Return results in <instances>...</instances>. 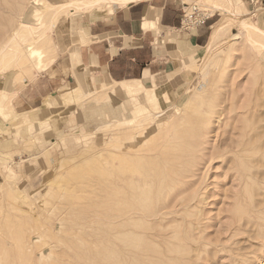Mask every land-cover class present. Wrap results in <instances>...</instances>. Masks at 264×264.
<instances>
[{"label":"rangeland","instance_id":"1","mask_svg":"<svg viewBox=\"0 0 264 264\" xmlns=\"http://www.w3.org/2000/svg\"><path fill=\"white\" fill-rule=\"evenodd\" d=\"M46 1L47 5L61 6L69 0H0V51L7 46L9 35L30 6L46 8ZM184 2V9L198 2L201 10L212 15L215 25L211 45L202 51L190 69L189 81L171 101H166L162 93L157 95L154 90H139L129 94L125 105L115 102L112 88L106 85L100 68L80 67L70 62L67 43H71L70 39L77 41V38L75 31L68 30V26L86 10L83 8L60 13L51 26L49 17L44 16L49 28L41 48L49 50L52 44L58 48L56 57L59 61L52 69L43 74L35 73L34 68H30L31 60L19 62L13 52L5 55L0 74V264H113L121 256L129 258L125 261L120 258L122 260L116 261L118 264H129L130 260L134 262L136 259L140 264H155L158 258L159 264H264V58L262 51L246 41L247 32L242 28V22L248 21L264 30V0H235L232 13L223 6V0H218L222 3L221 9H215L217 6L212 0L208 3L214 9L200 0ZM215 33H218L216 40ZM79 45L72 43L70 47L74 49ZM35 58L37 63L42 62L37 54ZM23 63L25 65L21 66ZM21 67L27 69L22 71ZM103 85L108 89L105 87L107 92L101 95L99 91ZM146 92L155 96L150 103ZM12 95L13 106H10L6 99ZM118 97L125 99L123 94ZM126 120L136 127L151 128L154 125V128L145 137L140 134L145 138L142 144L129 146L124 134L118 132L126 128ZM169 121L175 124H169ZM116 132L118 134L114 135ZM154 134L161 141L158 142ZM162 135L163 140L166 136L165 142ZM156 142L164 146L161 144L158 148ZM168 144L174 146L172 152H177L172 161L169 159L174 153L167 152ZM126 147L134 153L139 149L136 153L141 156L145 152L143 155L148 158H139L142 168L138 159L131 161L133 170L139 167L150 177V180L147 178L149 182L146 179L142 185L144 189L140 188L146 193L138 195L139 199L145 195L139 201H144L145 209L155 212L169 201L176 200L177 213L173 207L171 210L176 215L166 216L168 221L165 220L160 227L165 229L162 232L166 237L164 241L159 239L158 244L151 238L146 242V236L139 243L141 240L135 233L125 237L114 228L120 231L118 225H111L112 219L108 221L113 211L107 209L108 204H111L110 208L118 206L110 203L106 195L111 165L116 167L119 163L118 159H111L110 150L114 149L117 155L125 154ZM149 150L155 151L157 156H152ZM122 153L118 158L123 156ZM150 162L157 165L151 167L153 172H156L155 168L159 170L155 176L146 168ZM175 166L181 167L180 171L178 168L174 171ZM166 170L171 176L163 175ZM115 172L116 178L119 172ZM166 177L177 181L175 186L185 192L179 190L178 197L175 195L177 188L173 192L167 189L174 182ZM177 183H182L183 187ZM146 186L151 188L145 190ZM158 190L164 192L163 196ZM167 196L169 200H165ZM101 197L107 200L102 201ZM160 197L165 198L161 201ZM105 210H109L107 215ZM139 218L135 216L133 221L138 222ZM151 219L148 225L155 222L154 218ZM115 220L113 223L117 222ZM107 223L109 226L105 225ZM131 225L133 227H129L135 228L136 233L139 231L138 234L149 232ZM110 228L115 230L111 229V233ZM20 235L26 238L25 241ZM125 238L131 239L127 241ZM125 241L133 244H130L133 250ZM121 243H126L124 250ZM139 246L151 249L147 250L148 257L156 253L157 256L150 263H142L141 257L136 258L137 249L141 251ZM108 248L112 249L108 251ZM120 249L124 252H119ZM132 251L134 255H131Z\"/></svg>","mask_w":264,"mask_h":264},{"label":"crops","instance_id":"2","mask_svg":"<svg viewBox=\"0 0 264 264\" xmlns=\"http://www.w3.org/2000/svg\"><path fill=\"white\" fill-rule=\"evenodd\" d=\"M184 4V0H133L127 5L113 2L105 3L102 9L84 10L68 26L77 38H69L71 43H67L70 62L100 68L106 85L114 86L111 93L115 102L125 105L129 94L139 90H154L171 101L189 81L190 69L202 51L211 45L215 25L210 15L200 26L185 28ZM244 7L248 11L246 3ZM72 43L80 45L72 49ZM57 57L43 73L56 66ZM132 81H140L142 87L125 90L123 83Z\"/></svg>","mask_w":264,"mask_h":264},{"label":"bare ground","instance_id":"3","mask_svg":"<svg viewBox=\"0 0 264 264\" xmlns=\"http://www.w3.org/2000/svg\"><path fill=\"white\" fill-rule=\"evenodd\" d=\"M40 1V0H39ZM131 1H133V0H69V1H67V2H65V3H63L61 6H58V4L57 5H47V1H46V8H42V7H40L39 5H31L30 6V8H29V10H27L25 13H24V18L21 20H19V23L16 25L17 26V28H15L14 29V31H13V33H11L10 35H9V37H8V40H7V46H5V47H3V49L0 51V74H1V71H2V65H3V63H2V60H3V58L5 57V55H7L9 52H13V55H14V57L16 58V60L17 61H24V62H26V61H29V60H31L30 62L32 63L31 64V67L30 68H34V71H35V73H43V71H44V69L47 67H49L51 64H53V62L55 61V59H56V56H57V46L56 45H54V44H52V46L50 47V49L48 50H45L44 51V49L43 48H41L42 47V45L43 44H45L44 43V38H45V36H47L46 34V31H47V29L49 28V27H47V25L48 24H46L45 23V21L43 20L44 19V16L46 17V16H48L49 17V22H51L50 23V26H51V24H52V22L55 20V18L61 13L62 14V12H64V11H66V12H68V10L70 9H73V8H75V9H79V8H83V9H89V8H94V7H97V8H101L102 6H104V4L105 3H108V5H111V3L113 4V2H117L118 4H119V6L120 5H127L129 2H131ZM207 1V0H206ZM211 1V0H210ZM210 1H208V2H210ZM217 1L218 0H212V4L213 5H215V7L217 6V7H222V3L220 4V3H217ZM223 1H225V3L223 4V6H225L226 7V9L228 10V11H232V2H231V0H223ZM203 2H204V0H203ZM203 2H201V3H203ZM208 2H204L206 5H209L210 3H208ZM45 3V2H44ZM197 4H198V2H197ZM107 5V4H106ZM200 5V4H199ZM213 5H212V7H213ZM110 7V6H109ZM208 7V6H207ZM216 7V8H217ZM224 7V8H225ZM234 7V6H233ZM102 9V8H101ZM212 9V8H211ZM221 9V8H220ZM225 9V10H226ZM69 10V11H70ZM111 10V9H110ZM204 10V9H203ZM206 11V10H205ZM232 12H234V11H232ZM231 12V13H232ZM236 12V11H235ZM234 14H236V13H234ZM209 15V14H208ZM210 16V15H209ZM48 19V18H47ZM58 21V20H57ZM15 26V27H16ZM242 28L247 32V34H246V41L248 42V43H250V44H252L253 46H255L257 49H259L260 51H262V54H263V57L262 58H264V50H262V49H264V30L263 29H259L255 24H252V23H250V22H246V21H243L242 22ZM48 38V37H47ZM218 38V33H215V35H214V40H216ZM49 40L50 39H48L47 41H48V43H49ZM51 43V42H50ZM50 45V44H49ZM40 46V47H39ZM47 46V45H46ZM47 51H49V53H48V55L46 56V54H45V56H43L42 54L43 53H46ZM35 54H37L38 55V58H39V60H42V62L41 63H37V61H36V58H35ZM9 57V56H8ZM19 61V62H20ZM18 62V63H19ZM18 65V64H17ZM23 65H25L24 63L21 65V66H23ZM28 66H30V64L28 65ZM27 65H26V67H28ZM18 67V66H17ZM26 67H24V68H26ZM22 68V67H21ZM24 68H22V71H24V70H26V69H24ZM31 69V70H32ZM30 70V69H29ZM26 72V71H25ZM20 74H22V73H20ZM37 75V74H36ZM104 83V82H103ZM124 84V88H125V90L126 89H130V88H136V89H138V88H141L142 86H141V83H140V81H132V82H126V83H123ZM105 85V84H104ZM100 86L101 88H100V91H99V93H101V95H103L104 93H106L107 91H106V86ZM106 87V88H105ZM111 87H114V86H111ZM108 89V88H107ZM111 89V88H110ZM122 89V88H121ZM110 91V90H109ZM108 91V92H109ZM1 92V91H0ZM123 93V92H122ZM146 98H147V101H149V103L150 102H152V100H153V98L155 97L154 96V94H151V93H148V92H146ZM100 95V94H99ZM98 95V98H100V96ZM106 95V94H105ZM104 95V96H105ZM223 95V94H222ZM104 96H102V97H104ZM215 96V95H214ZM217 96V95H216ZM96 97V96H95ZM101 97V98H102ZM228 98V97H227ZM14 99V96L12 95V96H10V97H8L7 99H6V102H8V104L7 105H10V106H13V104H12V100ZM73 99V98H72ZM92 99H94V98H92ZM106 99V98H105ZM219 99V98H218ZM222 99V98H221ZM260 99H261V97H260ZM97 100V99H96ZM223 100V99H222ZM101 102V101H100ZM251 103V102H250ZM97 104H98V102H97ZM253 104H255V103H253ZM256 105V104H255ZM259 106V105H258ZM218 107V106H217ZM222 107V106H221ZM260 107V106H259ZM11 108V107H10ZM113 108V107H112ZM127 108V107H126ZM138 108V107H137ZM209 110V109H208ZM218 110V109H217ZM114 111V110H113ZM217 112V111H216ZM204 113V112H203ZM203 113H201L202 115V117H204V115H203ZM208 113V112H207ZM207 113L205 114V116L207 115ZM28 114V113H27ZM209 114V113H208ZM212 114V113H211ZM218 114V113H217ZM173 115V114H172ZM108 116V115H107ZM161 117V116H160ZM208 117H209V115H208ZM207 117V118H208ZM113 118V117H112ZM207 118H205L206 119V121L205 122H207ZM210 118V117H209ZM171 119H172V117H171ZM199 119V118H198ZM166 120V119H165ZM200 120H203V119H200ZM179 121V120H178ZM153 122V121H152ZM176 122V121H175ZM210 122V121H209ZM153 123H155V121L153 122ZM168 123V122H167ZM171 123H173V122H171ZM170 123V121H169V124H171ZM123 124V123H122ZM149 124H150V122H149ZM157 124V123H156ZM164 124V123H163ZM173 124H175V123H173ZM124 125H125V129H123V130H121L120 129V131L118 130V132L119 133H123L124 134V138L126 139V143L130 146V144L132 145V146H137V144L139 143V144H142L143 142H144V140H145V138H141L140 137V134L141 135H143L144 137L147 135V134H149L151 131H152V128H154L153 126L154 125H152L151 126V128H147V127H136V126H133L132 124H130V121H124ZM127 125V126H126ZM157 126H158V124H157ZM156 126V127H157ZM149 127V126H148ZM164 127V126H163ZM162 127V128H163ZM209 128H210V126H208ZM124 128V127H123ZM170 128V127H169ZM203 128V127H202ZM165 129H167V127L165 128ZM165 129H163L162 131L164 132L165 131ZM204 129V128H203ZM170 130H171V128H170ZM168 131V129L166 130V132ZM186 131V130H185ZM184 132V131H183ZM199 132V131H198ZM200 133V132H199ZM198 133V134H199ZM108 134V133H107ZM115 134H118L117 132L116 133H114V135ZM185 134V133H184ZM155 135H156V137H157V134H154L153 135V137H155ZM163 135H165V132L163 133ZM162 135V140H163V136ZM167 135H168V133H167ZM183 135V134H182ZM203 135V134H202ZM169 136V135H168ZM168 136H167V139H168ZM175 136V135H174ZM177 136H179V135H177ZM185 136V135H184ZM183 136V137H184ZM196 136V135H195ZM194 136V137H195ZM153 137H151V139L152 140H154V138ZM155 137V138H156ZM171 137V136H170ZM169 137V138H170ZM197 137H199L198 135H197ZM172 138V137H171ZM124 139V140H125ZM157 141L159 142V140H160V138H158L157 137ZM165 139H166V136H165V138H164V142H165ZM173 139V138H172ZM197 139V138H196ZM151 140V141H152ZM173 140H176V139H173ZM172 140V141H173ZM155 141V140H154ZM161 141V140H160ZM177 141V140H176ZM198 141V140H197ZM115 142V141H114ZM113 142V143H114ZM153 142V141H152ZM166 142H168V140L166 141ZM117 143H119V144H121L120 143V141L118 142L117 141ZM157 143V142H156ZM171 143H173V142H171ZM186 143V142H185ZM158 144V143H157ZM162 143H160V144H158V148H159V145H161ZM167 143H165V145H166ZM177 144H178V142H177ZM231 144H233L234 145V143H231ZM111 145V144H110ZM122 145V144H121ZM145 145V144H144ZM148 145H150L149 143H148ZM169 145V144H168ZM174 145H176V144H174ZM183 145V144H182ZM239 145V144H238ZM115 146L116 145H112V147H114L115 148ZM151 146H153V144L152 145H150V147ZM155 146V145H154ZM162 146H164L163 144H162ZM167 146V145H166ZM165 146V147H166ZM170 146H172V145H169L168 147H166V149H167V152H169V150L171 151V152H169V153H174V152H172V150H173V147L174 146H172V148L171 149H169V147ZM180 146V145H179ZM178 146V147H179ZM240 146V145H239ZM106 147V146H105ZM108 147V146H107ZM116 147H119L118 145L116 146ZM141 147V146H140ZM147 147V146H146ZM156 147V146H155ZM181 147V146H180ZM179 147V148H180ZM201 147V146H200ZM229 147V146H228ZM110 148V147H109ZM125 148V147H124ZM131 148H133V147H131ZM153 149H154V147H152ZM157 148V149H158ZM111 149V148H110ZM136 149H137V147H136ZM153 149H150V150H153ZM175 149V148H174ZM189 149V148H188ZM196 149H198V148H196ZM235 149V148H234ZM119 150H122V149H119ZM125 150H128L127 149V147H126V149H124V151ZM139 149H137L136 151H138ZM141 150V149H140ZM144 149H142V151H143ZM149 150V152H150V154L152 155H154V154H156V156H157V153H152V151H150ZM123 151V150H122ZM128 151H130V152H128ZM127 151V153H126V151H125V154L124 153H122L123 154V156H121L120 158H118L119 157V155H121V153L119 154V155H117L115 152H114V149H112V150H110V153H111V155H110V157H111V159L112 160H114V158H116V159H118V165H120L119 166V171H118V168H117V166L115 167H112L113 165H111V175L109 176L108 175V177L110 178L109 180V183H108V185H106V186H108L107 188H108V190H107V188L105 189V190H107L108 191V193L106 194L107 196H108V199H109V201H110V203L112 202V204H118V208L117 207H112V208H110V206H111V204H108V205H110L109 206V208H107V209H111L110 211H112L111 213H113L112 215L113 216H110L111 215V213H110V215H109V219H108V221L110 222L111 221V219L113 220L112 221V223H111V225L113 226V224H114V226H117L118 225V227H119V229H121L120 231L117 229V227H114L118 232H120V234L121 235H125V237L127 236V235H130L131 233H135V234H137L138 235V238H140V240L143 238H145V236L148 238V241L146 240V242H149V238H151V240L153 241V240H155V241H153L154 243L155 242H157V244H158V242H159V239H161L162 241H164V239H165V237L166 236H164L165 234H163V233H165V232H162V231H164L162 228H160L161 226H162V224H163V222L166 220V221H168L167 220V215H169V214H175L176 215V213H177V210H175V208L177 207V205L175 206V203H176V200L173 202L172 201V196H171V201L172 202H168V204L167 205H164L163 206V204H164V201H163V203L161 204V206H163V207H161V206H157L158 208H162V209H159V210H157V211H155V212H153L150 208H148V209H150L151 210V212H153V213H151V212H149V210L146 208L145 209V205H143V203H144V201H143V203H141V202H139V201H141V199L145 196H143L142 198H140L139 199V194H141L142 192L143 193H146L144 190H142V189H144V188H142V185L143 184H145L146 183V179L148 178L147 177V175H146V171L145 172H143V170H141L139 167L137 168V169H135L134 168V170L131 168V161L135 158L136 160L138 159L139 161H140V159H142V157H145V156H147V155H143L145 152V150L143 151L144 153L141 155V156H139L138 155V153H136V151H135V153L134 152H132L131 150H128ZM158 151V150H157ZM174 151V150H173ZM140 152V151H139ZM176 152V151H175ZM195 152V151H194ZM98 153H100V152H98ZM141 153V152H140ZM160 153V152H159ZM177 153V152H176ZM176 153H174V155H170L171 157H170V159L169 160H173V157H175V155H176ZM147 154V153H146ZM184 154V153H183ZM150 155V156H151ZM152 155V156H153ZM160 155V154H159ZM100 156V155H99ZM156 156H154V157H156ZM161 156V155H160ZM109 157V158H110ZM149 157V156H148ZM192 157V156H191ZM108 158V157H107ZM140 158V159H139ZM146 158V157H145ZM151 158V157H150ZM153 158V157H152ZM159 158V157H158ZM161 158H163V156H161ZM115 159V160H116ZM134 159V160H135ZM146 159H148V158H146ZM154 159V158H153ZM164 159V158H163ZM175 159V158H174ZM181 159V158H180ZM133 160V161H134ZM137 160V162H138V164H141V161L139 162ZM157 160V159H156ZM155 160V161H156ZM167 159H165V161H166ZM145 160L143 159V163H144V165H145V162H144ZM147 162H149V160H146ZM157 161H159V159L157 160ZM170 161V162H171ZM182 161V160H181ZM160 162V161H159ZM158 162V163H159ZM168 162V161H167ZM166 162V163H167ZM175 162H177V160L175 161ZM87 163V162H86ZM152 162H150V164H151ZM172 163V162H171ZM170 163V164H171ZM156 164V163H155ZM179 164V163H178ZM183 164V163H182ZM188 164V163H187ZM134 165H135V163H134ZM153 165H154V163H153ZM152 164L151 165H148V167H146L147 169H148V171L150 170V171H152L153 172V170H152V168L151 167H153L154 168V166L155 167H157V165H154L153 166ZM171 165H173V163L171 164ZM175 165V164H174ZM176 165H177V163H176ZM89 166V165H88ZM141 168H142V164L141 165H139ZM145 166H147V165H145ZM160 166V165H159ZM158 166V167H159ZM182 166V165H181ZM144 167V166H143ZM172 167V166H171ZM170 167V168H171ZM174 167V166H173ZM172 167V168H173ZM180 167V166H179ZM186 167V166H185ZM160 168V167H159ZM178 167H176L175 166V168H174V171H176L175 169H177ZM181 168V167H180ZM180 168H178V171H180L179 169ZM189 168V167H188ZM144 169V168H143ZM164 169V168H163ZM117 170V172H119V174L118 175H116V178L114 177L115 176V171ZM146 170V169H145ZM157 168H155V171L157 172ZM243 170V169H242ZM159 171V170H158ZM167 171L169 172V170H166V173H163V175L165 174V175H167ZM171 171H173V169L171 170ZM182 171V170H181ZM249 171H250V168H249ZM108 169H107V174H108ZM156 172H153L152 174L155 176L157 173ZM160 173L162 174V172L160 171ZM173 174H174V172H172ZM179 173H181V172H179ZM171 173H169L168 175L169 176H171L170 175ZM173 174H172V177H173ZM185 174H187V173H185ZM164 175V176H165ZM167 175V176H168ZM178 176H179V174H177ZM135 176V177H134ZM161 176V175H160ZM174 176H175V174H174ZM181 176H183V174L181 175ZM190 177V176H189ZM150 178V177H149ZM148 178V179H149ZM152 178L153 177H151V180H152ZM179 178V177H178ZM182 178V177H181ZM106 179V178H105ZM148 179H147V181H148ZM166 179L167 180H169L170 178H167L166 177ZM173 179H175L174 177H173ZM173 179H171V180H169V181H172ZM183 179V178H182ZM185 179V178H184ZM187 179V178H186ZM150 180V179H149ZM107 181V180H106ZM168 181V182H169ZM180 181V180H179ZM190 181V180H189ZM188 181V182H189ZM149 182V181H148ZM154 182V181H153ZM173 185H171V184H169V187L167 186V189L168 188H170V190L172 191V190H174V189H176V193H175V195H177L178 196V194H179V196H180V191L179 190H181L182 189V193L183 192H185V191H183V188H181L180 189V187L178 188L177 186H175V183L177 182V181H175V180H173ZM184 182V181H183ZM152 183V182H151ZM194 183V182H193ZM107 184V183H106ZM155 184V183H154ZM179 186H181V187H183V185H181L180 183H177ZM184 184H187V183H185L184 182ZM191 184V183H190ZM147 185H149V183L147 184ZM152 185V184H151ZM105 186V187H106ZM156 186V185H155ZM186 186V185H185ZM184 186V187H185ZM147 188H145V190H147L148 189V187L149 186H146ZM152 187H153V185H152ZM140 188H142V189H140ZM149 188H151V187H149ZM154 188H156V187H154ZM157 188H158V186H157ZM185 189H187V187H185ZM249 189V188H248ZM132 190V191H131ZM157 190V189H156ZM160 190V189H159ZM159 190H158V193H160L161 192V195L164 193L163 191H160L159 192ZM104 191V190H103ZM179 191V192H178ZM251 191V190H250ZM148 192H150V190H148ZM163 192V193H162ZM173 192V191H172ZM254 192V191H253ZM142 193V194H143ZM152 193H154V192H152ZM141 194V195H142ZM150 194V193H149ZM170 194H172L171 192H170ZM185 194V193H184ZM251 194V193H250ZM105 195V196H106ZM148 195V194H147ZM146 195V196H147ZM157 195H160V194H157ZM160 195V196H161ZM165 195V194H164ZM169 195V194H168ZM173 195V194H172ZM254 195V194H253ZM149 196H151V195H149ZM148 196V197H149ZM163 196V195H162ZM170 196V195H169ZM178 196V197H179ZM81 197V196H80ZM79 197V198H80ZM102 197H104V196H102ZM101 197V198H102ZM147 197V198H148ZM155 197V196H154ZM166 197V196H165ZM165 197H162V198H165ZM168 197V196H167ZM177 197V198H178ZM105 198V197H104ZM104 198H102V201L103 200H105ZM136 199V201H134L133 202V199ZM159 198V197H158ZM161 197H160V199L159 200H161L162 199ZM189 198V197H188ZM187 198V199H188ZM148 199H151V197H149ZM166 199H168L169 200V197L168 198H165V200ZM190 199V198H189ZM107 200V199H106ZM105 200V201H106ZM157 200V199H156ZM146 201V204L148 205L149 203H148V200H145ZM150 201V200H149ZM162 201V200H161ZM101 202V201H100ZM157 202V201H156ZM185 202V201H184ZM183 202V203H184ZM109 203V202H108ZM160 203V202H159ZM167 203V202H166ZM172 203V204H171ZM180 203V202H179ZM107 204V203H106ZM155 204V203H154ZM157 204V203H156ZM108 205H105V206H107L108 207ZM173 205V206H172ZM149 206H151V208H153L152 207V205H149ZM148 206V207H149ZM96 207V206H95ZM173 207H174V209H173ZM117 209L116 211L114 210V209ZM171 208L176 212V213H174V211L172 212V210H171ZM168 210V211H166V210ZM181 209V208H180ZM184 209V208H183ZM92 210V209H91ZM109 210H108V212L106 211V215H107V213H109ZM165 210V211H164ZM182 210V209H181ZM164 211V212H163ZM91 212V211H90ZM116 213V215H115V217H114V214ZM134 216H133V215ZM105 215V216H106ZM132 215V216H131ZM183 215V214H182ZM135 216H137V217H140L139 219V221L137 222V221H133V217H135ZM103 217V216H102ZM107 217V216H106ZM115 218L117 219V222H118V218L120 219V222H118L119 224H117V222L116 223H113L114 222V220H115ZM151 218H154V220H155V222L153 223V225H148V220L149 221H151L152 219ZM104 219H106L105 217H104ZM186 219V218H185ZM135 220H138L137 218H135ZM105 222H108L107 221V219L106 220H104ZM116 221V220H115ZM132 221L134 222V223H132ZM170 221V220H169ZM136 222V223H135ZM152 223V222H151ZM116 224V225H115ZM131 224H133L134 225V227H135V225H137L138 227H140V228H143L145 231H149V232H144V230H143V234L141 233V234H138L139 233V231H138V233H136V231L133 229V228H131V227H129V225L130 226H132ZM105 225H107V226H109V224L107 223V224H105ZM169 225V224H168ZM106 226V227H107ZM17 227V226H16ZM133 227V226H132ZM137 227V228H138ZM139 228V229H140ZM16 229V228H15ZM107 230H108V228H106ZM111 229H113V228H110V232L112 233L113 231H111ZM115 229H113V230H115ZM5 230V229H4ZM106 230V231H107ZM135 232H134V231ZM142 230V229H141ZM5 232V231H4ZM108 232H109V230H108ZM107 232V233H108ZM115 232V231H114ZM118 232H116V233H118ZM142 232V231H141ZM168 232H169V230H168ZM167 232V233H168ZM31 233V232H30ZM175 233V232H174ZM2 235V234H1ZM109 234H107V236H108ZM175 235V234H174ZM3 236H4V234H3ZM115 237H117L116 235H114ZM168 236V235H167ZM173 236V235H172ZM20 237L22 238V235H20ZM109 237V236H108ZM110 237H112V236H110ZM118 237H120V236H118ZM177 236H175V238H176ZM10 238V237H9ZM25 238V237H24ZM24 238H22V240L24 239ZM107 238V237H106ZM123 238V237H122ZM121 238V239H122ZM134 238H135V236L132 238V241H134ZM146 238V239H147ZM173 238V237H172ZM174 238V239H175ZM26 239V238H25ZM25 239H24V241H25ZM113 239V238H112ZM125 239H127V241H129L128 239H131V238H125ZM18 240H21V239H18ZM21 240V241H22ZM108 240V239H107ZM110 240H111V238H110ZM172 240V239H171ZM116 241H118V240H116ZM116 241H113V242H115L116 243ZM127 241H125V242H127ZM132 241H130V242H132ZM139 241V239L138 240H135V243L136 242H138ZM151 241V242H152ZM108 242V241H107ZM140 242H142V240L141 241H139V243ZM110 243V242H109ZM112 243V242H111ZM124 243V242H123ZM129 245V247H130V244L131 243H129V242H127ZM132 243H134V242H132ZM166 243V242H165ZM176 243V242H175ZM119 244L120 243H118V247H119ZM145 244H147V243H145ZM29 245V244H28ZM114 245V244H113ZM121 245L123 246V250H124V248L126 247V243L124 244L125 245V247H124V245L121 243ZM131 245H133V244H131ZM136 245V244H135ZM154 245V244H153ZM152 245V246H153ZM156 245V244H155ZM167 245V244H166ZM173 245V244H172ZM25 246V245H24ZM108 246H109V244H108ZM111 246V245H110ZM121 246V247H122ZM145 246V245H144ZM148 245H146L145 247H147ZM158 246V245H157ZM1 247V246H0ZM17 247V246H16ZM112 247V246H111ZM120 247V248H121ZM140 248H141V246H139ZM155 247V246H154ZM158 247H160V244H159V246ZM168 247V246H167ZM116 247H114L113 249H115ZM136 248H137V246H136ZM148 248V247H147ZM163 248H164V246H163ZM169 248H171V247H169ZM112 248H108V251H110ZM127 249V248H126ZM130 249H132L131 247H130ZM19 250V249H18ZM117 250V249H116ZM121 251V249L119 250V252L121 251V253L122 252H124V251ZM133 250V249H132ZM136 250V249H135ZM134 250V251H135ZM138 250V255H140V256H136V258L137 257H141V262L142 263H150L153 259L152 258H154V257H156L157 255V253L153 256V257H148L147 255V250L148 249H142L141 248V251H139V249H137ZM149 250H151L150 248H149ZM148 250V251H149ZM107 251V252H108ZM126 252H127V250H125ZM134 251H132V254L131 255H134L133 254V252ZM136 252V251H135ZM157 252H159V249H158V251ZM160 252H161V250H160ZM164 252V251H163ZM187 252V251H186ZM1 253V252H0ZM130 253H131V250H130ZM150 253H151V251H150ZM110 254H111V252H110ZM129 254V253H128ZM128 254H127V256H128ZM137 254V253H136ZM161 255H162V253H160ZM172 254V253H171ZM122 255V254H121ZM126 255V254H125ZM150 255V254H149ZM78 256V255H77ZM108 255H106V257H107ZM112 256V255H111ZM118 255H117V253H116V257H117ZM80 257H82V256H80ZM79 257V258H80ZM91 257V256H90ZM109 258H110V255L108 256ZM107 257V258H108ZM159 257V256H158ZM83 258V257H82ZM81 258V259H82ZM86 258V257H85ZM120 258H122V259H124L122 256L120 257ZM119 258V260H116L117 262L118 261H120V260H122V259H120ZM126 258L127 257H125V259H124V261L126 260ZM129 258V257H128ZM127 258V259H128ZM133 259V261H134V257H132ZM84 259V258H83ZM110 259H112L113 260V258H110ZM114 259H115V257H114ZM117 259V258H116ZM152 259V260H151ZM157 259V258H156ZM160 258H158V260H159ZM30 260V259H29ZM130 260V259H129ZM158 260H157V262H155V264L156 263H160V262H158ZM180 260V259H179ZM25 261V260H24ZM108 261H111V260H108ZM114 262V263H117V262ZM128 261V260H127ZM131 261V260H130ZM129 261V264L131 263V264H133L135 261H137V259L134 261V262H130ZM169 261H171V260H169ZM123 262V261H122ZM163 262V261H162ZM31 263H32V261H31ZM111 263H113L112 261H111ZM113 263V264H114ZM124 263V262H123ZM122 263V264H123ZM137 263H139V260L137 261ZM169 263V262H168ZM183 263V262H182ZM118 264V263H117ZM126 264H127V262H126ZM135 264H136V262H135ZM140 264V263H139ZM152 264V263H151ZM162 264V263H161ZM170 264V263H169ZM172 264V263H171Z\"/></svg>","mask_w":264,"mask_h":264},{"label":"built area","instance_id":"4","mask_svg":"<svg viewBox=\"0 0 264 264\" xmlns=\"http://www.w3.org/2000/svg\"><path fill=\"white\" fill-rule=\"evenodd\" d=\"M208 11L201 10L197 3L187 5L183 11V26L187 29H193L204 23L210 16Z\"/></svg>","mask_w":264,"mask_h":264}]
</instances>
